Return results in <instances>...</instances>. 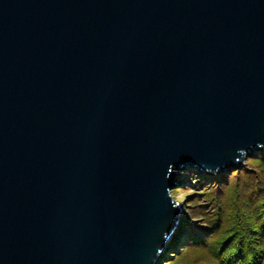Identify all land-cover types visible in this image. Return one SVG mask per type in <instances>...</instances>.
<instances>
[{"label": "water", "instance_id": "95a60500", "mask_svg": "<svg viewBox=\"0 0 264 264\" xmlns=\"http://www.w3.org/2000/svg\"><path fill=\"white\" fill-rule=\"evenodd\" d=\"M258 150L264 0H0V264H155Z\"/></svg>", "mask_w": 264, "mask_h": 264}, {"label": "trees", "instance_id": "16d2710c", "mask_svg": "<svg viewBox=\"0 0 264 264\" xmlns=\"http://www.w3.org/2000/svg\"><path fill=\"white\" fill-rule=\"evenodd\" d=\"M187 172L196 179L199 178L194 182L195 187L198 184L203 185V188L207 187L204 181H209L210 178L219 182L218 190L223 195L219 205L220 213H216L214 209L213 214L209 213L204 217L208 226L198 221L190 223L188 215L184 213L178 232L172 236L155 264H179L182 255L180 251L188 248L200 250L204 254L202 259L199 256L192 258L193 261L201 259L200 264H264V151H254L240 167L220 171V177L208 172L199 175L196 168H188ZM229 173L231 176L227 178ZM233 177L242 183L240 202L235 214L230 213L229 203L234 189L231 180ZM244 177L247 178L243 179ZM194 183L188 180L186 184L180 185L179 190L192 187ZM171 194L173 196L174 193ZM204 201L201 205L211 203L209 198ZM181 205L184 212L188 205L186 202ZM191 214L195 218L199 212L193 211ZM190 262L192 261L188 263Z\"/></svg>", "mask_w": 264, "mask_h": 264}, {"label": "rangeland", "instance_id": "374dc122", "mask_svg": "<svg viewBox=\"0 0 264 264\" xmlns=\"http://www.w3.org/2000/svg\"><path fill=\"white\" fill-rule=\"evenodd\" d=\"M187 169H178L176 170V173L173 175L176 180H179V186L175 187L172 190L173 194V198L177 201H179L180 203L186 202V204L188 206H186V209L184 210V212H181L180 215V221L181 218L183 216L184 213H186V215H188V218L190 219V223L192 222H200L201 224H204L205 226H208L209 224L205 221L204 217L209 214L212 213L213 214V210L215 209L216 213H220L219 211V205L221 203V197L223 195H221L220 193L222 192L221 190H218L219 187V182H217V180L214 181V178H210L209 181H204V185L207 184V187L203 188V185L198 184L197 187H195V183L196 181L199 180L196 179L194 177V175L190 174L187 172ZM196 171L200 172L199 175H201V173H204L205 171L203 170H199L196 169ZM210 173V172H208ZM214 174V173H211ZM185 176V177H182ZM215 177H220V171L215 173ZM231 176L230 173L227 174V178ZM179 177V178H178ZM181 178V179H180ZM247 177H244L243 179H245ZM226 179V178H225ZM188 180H192L193 186L189 188L184 187L185 189H181L179 190L180 185L186 184V181ZM231 180H233V184H234V189L233 192L231 194V197H229V203H230V213L231 214H235L238 210V205L240 202V192H241V187H242V183H239L238 180L235 179V177L231 178ZM186 186V185H184ZM179 190V191H177ZM205 192L206 195L203 193ZM210 199L211 203L209 205H201V203H205L204 199ZM191 205V207H190ZM214 207V208H213ZM196 211L199 212V214L197 215V217L194 218V216L191 214V212ZM214 216H216V214H214ZM197 222V223H198ZM180 225V223H179ZM180 228V226H179ZM178 228V229H179ZM178 229L176 232H178ZM176 249V248H175ZM180 253L182 254L179 260V264H200L201 263V259L204 256V254L201 253L200 250L197 249H185L184 251H180ZM199 256L201 259L198 261H193L192 258H195Z\"/></svg>", "mask_w": 264, "mask_h": 264}, {"label": "clouds", "instance_id": "9594fccd", "mask_svg": "<svg viewBox=\"0 0 264 264\" xmlns=\"http://www.w3.org/2000/svg\"><path fill=\"white\" fill-rule=\"evenodd\" d=\"M181 207H182V205H181Z\"/></svg>", "mask_w": 264, "mask_h": 264}]
</instances>
